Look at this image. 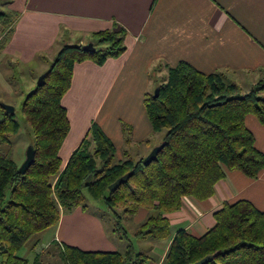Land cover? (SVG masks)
I'll use <instances>...</instances> for the list:
<instances>
[{"label":"trees","instance_id":"obj_1","mask_svg":"<svg viewBox=\"0 0 264 264\" xmlns=\"http://www.w3.org/2000/svg\"><path fill=\"white\" fill-rule=\"evenodd\" d=\"M126 36L123 28L106 30L92 34L93 52L80 44L60 49L42 84L21 105L35 149V160L25 174L19 172L12 150L4 151L20 123L16 112H6L0 102V264H51L40 255L30 262L18 252L35 235L56 226L63 211H88L86 193L112 214L114 233L127 238L123 222L147 209L151 214L136 236L163 241L172 236L166 214L180 210L184 197L210 198L227 169L251 179L264 170V153L245 124L246 116L253 115L264 126V69L259 81L243 93L223 74L201 72L186 61L169 68L167 81L158 85V97L145 95L152 129L166 131L156 161L147 166L145 157L136 160L128 154L116 161L115 144L93 123L91 140L84 139L64 165L60 150L70 121L62 99L71 87L74 67L88 60L102 66L122 56ZM123 127L132 134L130 126ZM126 141L132 142V137ZM130 172L129 180L111 192L110 185ZM214 218L215 225L201 237L179 230L163 264H194L215 252L219 254L207 264H264L263 211L238 200L223 204ZM59 252L63 264H147L148 259L131 242L124 252L84 251L70 245Z\"/></svg>","mask_w":264,"mask_h":264},{"label":"crops","instance_id":"obj_2","mask_svg":"<svg viewBox=\"0 0 264 264\" xmlns=\"http://www.w3.org/2000/svg\"><path fill=\"white\" fill-rule=\"evenodd\" d=\"M121 28L127 32V50L122 56L109 58L102 66L88 60L74 67L71 87L62 99L70 121L69 133V97L73 95L79 107L92 105L93 117L84 125L66 159L61 156L62 145L64 165L82 141L89 138L87 130L99 121L108 101L102 119L105 129L100 127L115 144L117 156L122 151L132 156L130 148H126L134 142L150 145L155 131L144 99L154 82L149 77L152 67L163 64L171 68L186 61L201 72L223 74L237 83L243 93L259 81L264 69V0H0V30L8 32L0 45V87L7 92L3 94L6 100L0 102L16 108L11 100L15 93L19 91L22 102L33 91L38 77L49 68L46 65L37 75L28 76L37 59L47 64L55 58L52 51L57 54L65 44L87 46L92 44V34ZM18 69L23 76H19ZM234 76H240L241 83ZM242 83L247 85L245 89ZM245 124L255 137L257 149L264 153V126L253 115L246 116ZM123 125L132 128L133 144L127 143ZM238 200H247L264 212V170L257 179H251L238 170L227 169L210 198L184 197L180 210L166 214L171 238L162 245V254L147 264H163L179 230L203 236L215 225L214 213L223 204ZM148 213L141 209L134 216L137 228ZM52 228L45 230L51 231L44 238L46 246L115 250L113 238L108 237L103 224L80 207L69 214L62 212ZM95 247L98 249H91ZM103 247L109 251L100 249Z\"/></svg>","mask_w":264,"mask_h":264},{"label":"rangeland","instance_id":"obj_3","mask_svg":"<svg viewBox=\"0 0 264 264\" xmlns=\"http://www.w3.org/2000/svg\"><path fill=\"white\" fill-rule=\"evenodd\" d=\"M57 54L54 53L53 51L51 53V55L52 56L55 55V57ZM49 58H50V53L48 55V59ZM53 60L51 62H48L47 64H42L41 61L39 59H37L36 60L37 62L32 63L33 66L30 67L31 70L29 71V73H27V75L29 76L32 74H36L38 71L45 69L46 65H48L47 67L50 68ZM49 68L46 71H48ZM26 70H28V69H25L24 71H26ZM18 72H20L19 76H23L21 69L20 70L18 69ZM40 77L41 76H39L38 79ZM149 77L152 78L154 81V82H152V86H151L149 92L154 93L156 88H158L159 84L165 83L167 81V79L169 77V68H165V66L163 64H161L157 67H152L151 70L149 71ZM224 78H225L226 82H229V83L233 82L230 78L228 79L225 76H224ZM232 78H234L236 81L241 83L240 76H234ZM233 83H235V82H233ZM241 85H242L243 89H245L244 86L250 85V82H247V85H245L244 83H242ZM14 87H16V85ZM2 90L3 89L1 88L0 89V91H1L0 92V100L1 101L6 100L3 94H7L6 91H2ZM18 93H19V91H18ZM18 93H15V96L11 100L16 103L15 112H16V118L20 123V130L17 134L11 136L10 145L4 146V151H6L8 149L12 150V157L15 160V162L17 163L18 167L20 168V166L22 165V163L25 160L27 148L30 145H32V143L34 142V137H33L31 128L24 122V118H23V115L21 112V105L29 93H27L24 96L22 102L19 101L21 99V96H19ZM69 98L70 99H67V101H66V105L70 109V118L72 121V131L68 134V137L63 144V148L61 151V156L63 157V159H66L68 157V154L71 151V148L73 147V143H75L76 138L81 134L84 125L86 124V122H88L93 117V106L92 105H83V106L79 107L78 101H77V99L73 98V95H72V97H69ZM108 104H109V101L106 103V105L103 109V112L101 114V117L99 118V121L97 122V125L101 126L104 129H105V127L102 125V119L106 115V110H107V107L109 106ZM93 123H95V122H93ZM89 132H90V130L88 129L87 135H89ZM123 133L125 134L126 138L128 136L132 137V134H129L128 131L127 132L124 131ZM165 133H166V131L155 132V134L153 135V139L150 140V142H149L150 143L149 146H147V145L145 146V143H143L141 145L136 144V142H134L135 144H133L132 142L128 143V144H131V143L133 144L130 147L126 148V149L130 148L129 152H131L130 154L132 155V156H130V155H128V156H130L136 160L145 157V155L147 154V152L149 151L150 148L151 149L154 148L155 146L159 145L161 143V141H163ZM89 140H91L90 135H89L88 141ZM128 156L125 153H123V151H122L118 154L116 161L125 160L128 158ZM9 194H10V189H7V191H6V199L7 200L9 198ZM86 196H87V205H88V211H86V212H88L91 216L96 217L103 224V227L107 230L106 231L107 234H109L108 237L113 238L112 244L115 247L116 251H120V252L125 251L127 244L129 242H131L137 253H143L147 256V258H148L147 263H150L151 260L154 259V257H156L158 254L159 255L162 254V253H160L161 248H162V252L164 249V247H162V245L166 244L167 241L166 240L165 241H158V240H153V239H148V240L139 239L136 236V231L139 227L137 228V225L134 224L135 221L133 222V218L135 215L130 217V218H127L126 221L123 222L124 227H125L126 232H127V238H125L124 235H120L118 233L116 234L113 232V229H114L113 216L109 211H107L105 209V206L102 203H96L95 201H93L88 196L87 193H86ZM74 210L75 209H73L71 211H63V213L69 214L70 212H73ZM150 214H151V212L149 211L148 215L146 216L144 221L140 223V225L145 222V220L147 219V217ZM52 229H50V230H52ZM49 232H51V231H46V232L44 231L42 233L35 235L18 252V255L23 257V258L26 257L30 261H34V258L36 256V252L40 251L39 255L41 256V259L44 262L51 263V264H63V261L60 257L59 249L55 245L46 246L47 243H46V240H44V238L47 239V237L50 236ZM51 235H52V233H51ZM122 237L124 239H122ZM127 241H129V242H127ZM107 247H103L100 249H107L106 251H109L108 250L109 248H107ZM91 249H98V248L95 247V248H91ZM168 249H169V247H168ZM103 251H105V250H103ZM128 264H130V263H128Z\"/></svg>","mask_w":264,"mask_h":264},{"label":"water","instance_id":"obj_4","mask_svg":"<svg viewBox=\"0 0 264 264\" xmlns=\"http://www.w3.org/2000/svg\"><path fill=\"white\" fill-rule=\"evenodd\" d=\"M84 49L89 51V52L95 51V47L93 46V44H89L87 46H84ZM43 81H44V76H41L39 78L38 85H41ZM158 96H159V88H156V90L154 92V97H158ZM1 106L3 109H5L6 112H8L10 114H13L15 112V107L12 105H7V104L2 103ZM163 148H164V143H161V144L155 146L154 148H152V150L149 152V154L144 158L143 163L148 166L152 162L156 161L158 158V154L160 153V151ZM34 160H35V149H34L33 145H30L26 150L25 160L22 163V165L20 166L19 172L21 174H25L27 172V170L30 168V166L33 164ZM132 175H133V173L130 172V173H127L124 176L118 178L114 183H112L110 185V187H109L110 191L115 192L123 183L127 182ZM218 254H219V252H215L213 254L207 255L194 264H207V263L213 261L214 258Z\"/></svg>","mask_w":264,"mask_h":264},{"label":"built area","instance_id":"obj_5","mask_svg":"<svg viewBox=\"0 0 264 264\" xmlns=\"http://www.w3.org/2000/svg\"><path fill=\"white\" fill-rule=\"evenodd\" d=\"M7 33L8 32L6 30H0V45L3 43L4 38L6 37Z\"/></svg>","mask_w":264,"mask_h":264}]
</instances>
